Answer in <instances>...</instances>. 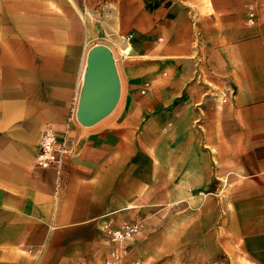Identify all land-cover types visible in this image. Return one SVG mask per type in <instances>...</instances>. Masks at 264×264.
<instances>
[{"label":"crops","instance_id":"crops-1","mask_svg":"<svg viewBox=\"0 0 264 264\" xmlns=\"http://www.w3.org/2000/svg\"><path fill=\"white\" fill-rule=\"evenodd\" d=\"M96 43L119 95L82 126ZM69 115L55 194L34 160ZM122 220L125 262L264 264V0H0V264H101Z\"/></svg>","mask_w":264,"mask_h":264},{"label":"built area","instance_id":"built-area-1","mask_svg":"<svg viewBox=\"0 0 264 264\" xmlns=\"http://www.w3.org/2000/svg\"><path fill=\"white\" fill-rule=\"evenodd\" d=\"M245 22L252 24L253 11L251 5L247 6V17ZM131 33L127 35L130 37ZM72 116H68L62 126V131L57 136L51 126H45L41 130L38 140V150L35 156L34 164L41 168L50 167L54 171V191L56 194L58 180L61 170L66 160L76 154L77 142L69 138L70 122ZM141 228L139 220H122L116 226H110L108 223L101 225V235L103 238L114 245L107 251L101 264H139L137 260L125 262L124 257L127 249L124 241L136 235Z\"/></svg>","mask_w":264,"mask_h":264},{"label":"water","instance_id":"water-1","mask_svg":"<svg viewBox=\"0 0 264 264\" xmlns=\"http://www.w3.org/2000/svg\"><path fill=\"white\" fill-rule=\"evenodd\" d=\"M119 95V82L111 51L103 44L87 50L81 86L75 107V120L89 126L111 112Z\"/></svg>","mask_w":264,"mask_h":264},{"label":"rangeland","instance_id":"rangeland-1","mask_svg":"<svg viewBox=\"0 0 264 264\" xmlns=\"http://www.w3.org/2000/svg\"><path fill=\"white\" fill-rule=\"evenodd\" d=\"M70 116V115H69ZM182 259L183 260H189L190 262H192V263H196V264H199V262H201L202 261V259H203V256H200V255H197V254H194L193 252H191V254H188V252L186 253H184L182 256Z\"/></svg>","mask_w":264,"mask_h":264}]
</instances>
